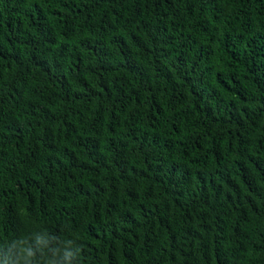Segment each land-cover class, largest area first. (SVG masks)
Here are the masks:
<instances>
[{"label": "trees", "instance_id": "1", "mask_svg": "<svg viewBox=\"0 0 264 264\" xmlns=\"http://www.w3.org/2000/svg\"><path fill=\"white\" fill-rule=\"evenodd\" d=\"M0 264H264V0H0Z\"/></svg>", "mask_w": 264, "mask_h": 264}]
</instances>
